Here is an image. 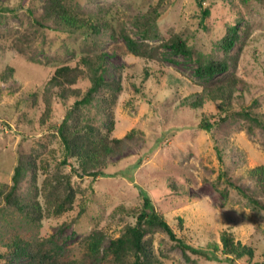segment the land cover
Wrapping results in <instances>:
<instances>
[{
    "label": "rangeland",
    "instance_id": "obj_1",
    "mask_svg": "<svg viewBox=\"0 0 264 264\" xmlns=\"http://www.w3.org/2000/svg\"><path fill=\"white\" fill-rule=\"evenodd\" d=\"M37 1L40 2L0 0V181L12 182L23 133H28L29 138L48 133L39 122L43 106H31L22 97L43 89L59 65H75L84 53L105 51L107 76L122 74L124 89L113 107L114 134L121 137L135 128L138 135L123 154L112 157L109 171L114 174L73 176L78 189L73 209L52 213L38 222L10 210L4 213L3 230L22 237L48 239V248L70 263L77 260L78 264H114L101 257H88L85 236L95 228H103L108 235L105 244H109L121 234L125 224L137 220L120 206L142 205L145 191L177 235L191 245L208 247L213 241L222 244V232L230 230L236 239L255 248L251 262L241 259L237 264H264V210L250 204L228 179L231 177V182L243 190L254 187L248 170L264 163V129L258 127L250 132L248 121L237 116L208 130L199 123L203 109L189 105L205 86L236 73L242 79L238 89L244 97L238 98L234 107L256 101L257 108L264 111V0H162L160 33L164 37L172 28L184 32L196 56L190 59L174 53L161 44V36L149 39L160 45L157 61L132 53L120 34V26L142 39L135 18L158 0H69L86 15L108 19L117 34L113 29L71 33L42 27L35 18L42 11L35 6ZM206 8L210 14L203 18ZM230 24L237 25L240 34L229 52L234 57L231 68L214 77L197 75V56L207 59L205 55H224L217 41ZM9 66L15 70L5 80L1 74ZM145 67L153 73L146 79ZM88 84L77 83L84 88ZM189 97L191 100H186ZM56 100L53 116L60 120L64 110ZM204 109L219 111L212 101ZM92 110L104 129L108 116L97 106ZM48 142L61 156L60 140L51 136ZM218 144L223 150L222 158ZM57 166L52 163L51 171ZM61 169L69 171L70 165ZM153 237L155 251L169 264H230L225 257L208 259L194 252L190 253V260L164 232L157 231ZM7 264L24 261L17 257Z\"/></svg>",
    "mask_w": 264,
    "mask_h": 264
},
{
    "label": "trees",
    "instance_id": "obj_2",
    "mask_svg": "<svg viewBox=\"0 0 264 264\" xmlns=\"http://www.w3.org/2000/svg\"><path fill=\"white\" fill-rule=\"evenodd\" d=\"M161 1L158 0L136 16L135 22L139 26L142 39L134 37L124 25L120 26V34L129 50L148 61L159 60L160 45L149 42V39L162 36L158 27V20L162 15ZM35 6L42 9L40 15L35 18L40 26L45 28L71 33L84 30L100 33L102 30L113 29L115 34L118 33L108 19L97 20L86 15L80 8L71 5L69 0H40ZM1 8L3 7L0 6ZM29 10L34 11L33 8ZM209 14L210 10L206 8L202 17L205 18ZM238 30L237 25L230 24L217 41L218 47L224 51L222 57H196L199 64L196 68L197 75L214 77L229 71L232 66L231 59L234 58L229 52L240 39ZM162 38L164 40L161 44L170 47L174 53L195 59V48L189 43V38L184 32L172 28ZM107 55L105 51L87 52L81 55L75 65H59L43 89L33 90L29 93L30 96L22 97L21 100L31 106H43L39 122L43 126L42 130H48V133L34 138H29L26 132L23 133L24 142L21 141L18 145L12 182L0 181V264H7L17 257L22 258L24 264H78L77 260L70 263L50 250L47 246L48 239L27 238L11 233L10 230H3V217L4 213L7 214L11 210L14 213L19 212L29 221L38 222L52 213H64L75 206L78 189L72 180L74 175L96 177L115 173L109 171L112 157L123 154L129 142L137 138L138 130L132 128L121 137L114 134L116 121L112 116L113 107L124 85L121 73L107 76ZM14 70L15 67L9 66L2 72L1 77L7 80ZM151 74L153 73L149 67H145V79ZM79 81H87L89 84L84 88L77 85ZM240 82L241 77L231 73L218 82L205 86L195 94V99L186 98L191 100V107L203 109L199 122L203 128L213 130L214 127L240 116L248 121L247 129L250 132H254L258 127L264 129V111L257 108L256 101L248 105L241 104L240 108L234 107L235 101L244 97L238 89ZM41 93L42 99L39 98ZM54 98L59 99L64 110L60 120L53 116ZM208 101L216 103L219 111L204 109ZM96 106L108 116L104 129L99 120L96 121L92 110ZM101 122L104 123V119H101ZM51 136L62 143L61 156L55 148L50 147L48 137ZM217 148L222 158L223 150L219 144ZM52 163L58 165L53 171ZM66 165H70L69 171L61 169ZM248 176L254 182V187L248 191L243 190L235 181L231 182V177L228 179L231 185L243 192L250 204L264 210V163L249 168ZM23 182L26 183L25 188ZM143 195L142 205L128 208L120 206L126 214L136 216L137 220L135 223L125 224L121 234L112 238L109 244H105L108 235L103 228H95L85 236L88 257H101L114 264H169L155 251L153 243L155 232L162 231L176 245L183 248L190 260L193 259L191 252L208 259L221 260L225 257L230 264H237V260L241 259L247 263L253 260L255 248L236 239L235 233L230 230L222 232V244L213 241L208 247L191 245L177 235L166 215L156 209L151 196L145 191ZM179 224H183L181 217Z\"/></svg>",
    "mask_w": 264,
    "mask_h": 264
}]
</instances>
